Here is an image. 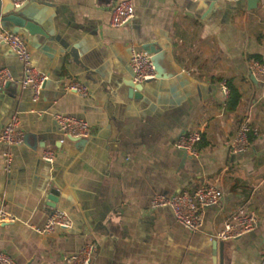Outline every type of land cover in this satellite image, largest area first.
I'll list each match as a JSON object with an SVG mask.
<instances>
[{
    "label": "crops",
    "instance_id": "obj_1",
    "mask_svg": "<svg viewBox=\"0 0 264 264\" xmlns=\"http://www.w3.org/2000/svg\"><path fill=\"white\" fill-rule=\"evenodd\" d=\"M121 0H29L24 14L43 33L30 34L0 19V29L20 33L36 68L48 81L39 100L23 88L24 69L0 43V69L14 82L0 91V134L14 118L26 135L20 146L0 145V210L14 221L0 224V249L18 264H66L87 244L92 264H264V87L251 74L264 61V0H133L135 18L111 26ZM153 44L166 52L168 79L143 84L130 97L133 51ZM83 83V97L66 90ZM240 91L230 110L223 86ZM88 122L92 136L66 138L55 116ZM253 136L249 150L229 143L241 124ZM200 132L199 155L184 159L174 147L186 132ZM52 149L53 163L42 159ZM215 184L218 206L202 210L204 225L192 233L169 209H153L157 195L194 193ZM52 191L58 192L54 206ZM66 212L69 229L44 234L51 212ZM241 209L258 218L243 237L214 235Z\"/></svg>",
    "mask_w": 264,
    "mask_h": 264
},
{
    "label": "built area",
    "instance_id": "obj_2",
    "mask_svg": "<svg viewBox=\"0 0 264 264\" xmlns=\"http://www.w3.org/2000/svg\"><path fill=\"white\" fill-rule=\"evenodd\" d=\"M15 7L19 8L29 2V0H12ZM201 2L205 0H194ZM215 3L219 0H213ZM135 18V6L133 0H121L113 9L111 26L119 29L126 26ZM264 40V26H263ZM0 43L7 45L17 56L24 69V78L21 81L23 88H31L34 92V100H39L44 89L48 76L35 67L32 53L27 45L25 38L20 33L9 32L0 29ZM131 67L134 74L135 84H144L156 79V70L151 56L143 51H133L131 56ZM251 74L264 87V61H253L250 65ZM14 82V76L8 68L0 69V91H3L10 83ZM66 90L71 93L79 94L83 97L88 96V88L79 81L70 82ZM223 94L228 99L230 95L226 84L223 86ZM59 131L65 137L79 139H89L92 136L90 126L87 121L71 116H55ZM21 120L14 117L3 129L0 134V145L20 146L24 144L26 135L21 129ZM257 130L251 128L249 124H241L238 131L232 137L229 146L235 154H242L249 150L251 139L258 136ZM202 141L200 132L183 133L174 143V147L189 156L199 155L197 148ZM56 154L52 149H47L42 154V159L53 163ZM224 193L215 184H206L194 193L184 192L174 196L157 195L152 201L153 209H169L173 213L175 220L185 229L192 233H198L204 225L202 210L215 207L220 204ZM14 221V216L5 210H0V224ZM258 226V218L248 210L241 209L235 213L231 220L225 223L222 230L214 235V239L219 242L237 240L254 231ZM71 221L68 214L62 210L55 209L51 212L46 225L41 229L44 234H54L61 229H69ZM96 251L94 244L83 246L74 255L65 258L66 264H92L93 256ZM0 264H18L14 258L0 249Z\"/></svg>",
    "mask_w": 264,
    "mask_h": 264
},
{
    "label": "water",
    "instance_id": "obj_3",
    "mask_svg": "<svg viewBox=\"0 0 264 264\" xmlns=\"http://www.w3.org/2000/svg\"><path fill=\"white\" fill-rule=\"evenodd\" d=\"M212 4V7L215 5L213 0H205ZM249 9H256L258 4L261 3V0H248ZM29 2L23 5L22 7H15L14 2L12 0H0V19L6 23H11L15 27L20 29H25L30 34L43 33L37 24H35L28 16L24 14V10L28 7ZM16 33V32H15ZM146 53L151 56L153 65L156 70V79H168L172 77V74L168 72V67L166 63V52L156 48L155 45L150 44L143 47ZM130 97H134L136 99L142 98L141 91L143 90V84H135L132 81L129 85ZM70 141L75 143H81L85 141L84 139L74 138V137H66ZM188 157L187 153H184V159ZM58 192L52 191V195L50 196L49 205L55 207L54 202L57 201L56 196Z\"/></svg>",
    "mask_w": 264,
    "mask_h": 264
},
{
    "label": "trees",
    "instance_id": "obj_4",
    "mask_svg": "<svg viewBox=\"0 0 264 264\" xmlns=\"http://www.w3.org/2000/svg\"><path fill=\"white\" fill-rule=\"evenodd\" d=\"M255 59L257 61L262 62L261 58H259V57H256ZM226 85L228 86L229 91H230V95L228 98V107L230 110H234L239 106V104L242 100V96H241L240 91L237 89V87L233 84L232 81H227ZM197 148L199 149V146H197Z\"/></svg>",
    "mask_w": 264,
    "mask_h": 264
}]
</instances>
